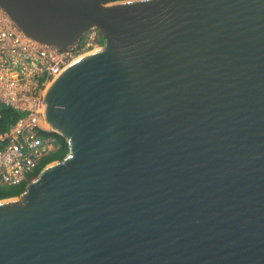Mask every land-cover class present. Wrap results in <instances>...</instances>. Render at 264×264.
Here are the masks:
<instances>
[{
    "label": "water",
    "instance_id": "water-1",
    "mask_svg": "<svg viewBox=\"0 0 264 264\" xmlns=\"http://www.w3.org/2000/svg\"><path fill=\"white\" fill-rule=\"evenodd\" d=\"M103 46L44 96L68 153L0 200V264H264V0H0Z\"/></svg>",
    "mask_w": 264,
    "mask_h": 264
},
{
    "label": "built area",
    "instance_id": "built-area-1",
    "mask_svg": "<svg viewBox=\"0 0 264 264\" xmlns=\"http://www.w3.org/2000/svg\"><path fill=\"white\" fill-rule=\"evenodd\" d=\"M103 39L95 27L83 32L67 50L27 35L0 6V120L2 109L20 116L0 131V193L31 183L60 144L47 127L43 99L53 81L72 63L100 49Z\"/></svg>",
    "mask_w": 264,
    "mask_h": 264
},
{
    "label": "trees",
    "instance_id": "trees-1",
    "mask_svg": "<svg viewBox=\"0 0 264 264\" xmlns=\"http://www.w3.org/2000/svg\"><path fill=\"white\" fill-rule=\"evenodd\" d=\"M20 116V113L9 109V108H3L2 109V118L0 120V131L5 130L9 124L13 123L18 117ZM54 136L57 139V142L60 144L59 149L50 155L45 161H54V160H60L62 159L67 153H68V145L66 141L60 137L58 134L54 133ZM23 189V188H22ZM22 191H20L18 194H2L0 193V200L5 198H10L14 196H18Z\"/></svg>",
    "mask_w": 264,
    "mask_h": 264
},
{
    "label": "rangeland",
    "instance_id": "rangeland-1",
    "mask_svg": "<svg viewBox=\"0 0 264 264\" xmlns=\"http://www.w3.org/2000/svg\"><path fill=\"white\" fill-rule=\"evenodd\" d=\"M56 161H59V160H54L53 162H56ZM21 190H22V186L9 187V188H7V190L4 191V194H18ZM0 191H1V189H0ZM14 197H17V196H14ZM10 198H12V197H10ZM5 199H7V198H5ZM1 200H3V199H1Z\"/></svg>",
    "mask_w": 264,
    "mask_h": 264
},
{
    "label": "bare ground",
    "instance_id": "bare-ground-1",
    "mask_svg": "<svg viewBox=\"0 0 264 264\" xmlns=\"http://www.w3.org/2000/svg\"><path fill=\"white\" fill-rule=\"evenodd\" d=\"M99 49V48H98ZM98 49H95V51L96 50H98ZM89 54V53H88ZM88 54H86V55H88ZM47 127L49 128V129H51V130H54V129H52V127L50 126V124L48 123V125H47ZM53 163V162H52ZM14 198H8V199H6V200H13Z\"/></svg>",
    "mask_w": 264,
    "mask_h": 264
}]
</instances>
